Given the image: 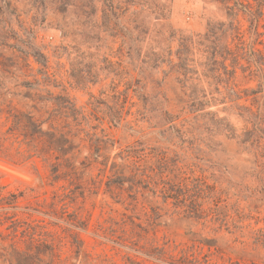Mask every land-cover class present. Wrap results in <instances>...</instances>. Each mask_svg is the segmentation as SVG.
I'll return each mask as SVG.
<instances>
[{"label": "rangeland", "instance_id": "obj_1", "mask_svg": "<svg viewBox=\"0 0 264 264\" xmlns=\"http://www.w3.org/2000/svg\"><path fill=\"white\" fill-rule=\"evenodd\" d=\"M258 4L0 0V264H264Z\"/></svg>", "mask_w": 264, "mask_h": 264}, {"label": "trees", "instance_id": "obj_2", "mask_svg": "<svg viewBox=\"0 0 264 264\" xmlns=\"http://www.w3.org/2000/svg\"><path fill=\"white\" fill-rule=\"evenodd\" d=\"M255 1H258L260 4H258L256 6L257 8L255 10H253V9L249 10V13H250V15H253L256 19H258L260 17V15L263 13L262 9L264 8V0H255ZM248 6L253 7L252 3H250V2L248 3Z\"/></svg>", "mask_w": 264, "mask_h": 264}]
</instances>
